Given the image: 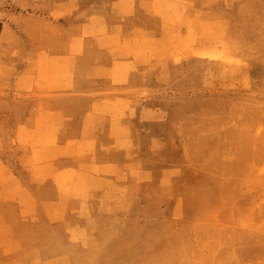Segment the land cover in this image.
Listing matches in <instances>:
<instances>
[{
    "label": "rangeland",
    "instance_id": "obj_1",
    "mask_svg": "<svg viewBox=\"0 0 264 264\" xmlns=\"http://www.w3.org/2000/svg\"><path fill=\"white\" fill-rule=\"evenodd\" d=\"M106 1L0 0V112L28 62L106 26L118 57L144 65L123 89L141 115L118 186L81 229L57 230L68 243H43L50 229L30 213L15 221L23 235L0 225V264H264V0H154L156 38L124 42L126 14L107 19Z\"/></svg>",
    "mask_w": 264,
    "mask_h": 264
},
{
    "label": "crops",
    "instance_id": "obj_2",
    "mask_svg": "<svg viewBox=\"0 0 264 264\" xmlns=\"http://www.w3.org/2000/svg\"><path fill=\"white\" fill-rule=\"evenodd\" d=\"M106 2L107 19L116 12L126 14L122 19L129 28H122L123 42L132 35L156 38L145 23L154 0ZM100 36L95 44L58 47L56 54L28 62L15 81L7 111L0 112V135L11 133L7 141L0 136L5 141L0 151V212L15 213L13 221L3 216L7 222L0 225L11 235H23L15 221L23 222V215L30 213L39 221L35 225L50 229V240L43 243L70 242L57 230L81 229L80 217L102 205V187L118 186L127 169L133 137L129 117H139L141 111L132 108L123 89L140 79L144 65L118 57L125 43L115 44L108 26ZM89 54L96 58L88 60ZM12 146L26 150L24 168L11 155Z\"/></svg>",
    "mask_w": 264,
    "mask_h": 264
}]
</instances>
